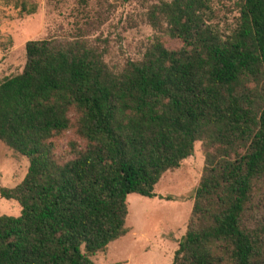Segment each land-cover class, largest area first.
Instances as JSON below:
<instances>
[{"label":"trees","instance_id":"trees-1","mask_svg":"<svg viewBox=\"0 0 264 264\" xmlns=\"http://www.w3.org/2000/svg\"><path fill=\"white\" fill-rule=\"evenodd\" d=\"M211 2L151 5L156 34L118 72L81 35L26 42L23 71L0 82V141L28 161L0 186L21 207L0 215V264H96L128 231L127 196H155L197 142L203 173L171 264H264V223L249 226L264 206V0H237L228 34Z\"/></svg>","mask_w":264,"mask_h":264},{"label":"rangeland","instance_id":"rangeland-1","mask_svg":"<svg viewBox=\"0 0 264 264\" xmlns=\"http://www.w3.org/2000/svg\"><path fill=\"white\" fill-rule=\"evenodd\" d=\"M0 0V82L23 71L25 44L29 40L83 36L104 50V60L118 72L128 60L143 56L155 36L147 11L160 0ZM21 2L32 13L21 11ZM18 4V5H17ZM237 0H212L207 20L223 34L234 28ZM167 39L168 46L180 42ZM68 131L60 141L64 151ZM28 161L24 155L0 141V186L13 188L24 178ZM204 168L201 144L180 166L163 173L155 184V196L137 193L127 196V232L111 241L105 252L91 259L96 264H171L179 241L185 234L194 204V195ZM258 208L251 206L249 226L264 223L263 198ZM21 207L13 199L0 196V215H18Z\"/></svg>","mask_w":264,"mask_h":264}]
</instances>
